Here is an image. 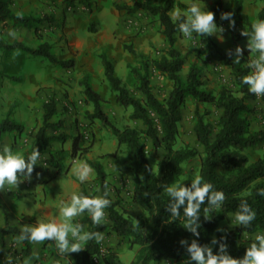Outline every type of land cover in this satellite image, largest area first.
Listing matches in <instances>:
<instances>
[{"label": "rangeland", "instance_id": "374dc122", "mask_svg": "<svg viewBox=\"0 0 264 264\" xmlns=\"http://www.w3.org/2000/svg\"><path fill=\"white\" fill-rule=\"evenodd\" d=\"M36 1L41 6L36 7L38 6L36 4L35 11L32 9L30 15L24 17L30 18V26H25L16 20L3 24L4 21L0 24V39L5 44L18 42L30 48L46 43L56 60H72V66L61 67L51 63L46 57L32 56L19 49L0 51V122L7 119L21 126L18 132L15 130L0 132V146L7 144L14 152L22 155L32 149L36 132L41 126L42 104L50 97L56 100L57 114L54 121H61L63 125L59 130H47V134L62 135L64 139L50 141L46 145V150L41 152V158L38 161L46 172L43 175H31V179L41 180L38 181L40 183L37 181L34 183L33 195L15 199L8 211L14 209L13 211L17 213L23 211L22 207L30 210H36L39 206L44 207L55 201L61 189L69 181L75 182L74 185L77 186L73 189L74 193L79 194L81 190H84L92 197L100 196L96 174L92 169L83 183L75 174L78 167L87 164L86 161L90 160L102 165L106 173L109 196L117 208L129 215H140L142 214L140 209L132 203L131 199L133 188L136 185L135 178L118 173L112 166L113 156L120 159L126 157V148L124 145H117L115 137L101 125L100 121L88 119L92 108L85 100L81 82L86 78L91 88L100 95L103 100L102 110L114 126L119 129L129 127L143 130L144 127L140 121L131 119V109H125L116 102L115 95L110 91L104 78L99 55L101 53L106 55L114 65L115 75L138 99H142L135 90L138 80L132 70L140 69L142 72L143 62L158 59L167 50V43L161 33L158 19L146 11L127 13L124 9H119L122 5L131 6L135 0H85L88 5L85 2H75L72 7L66 6L64 0ZM142 1L160 5L164 0ZM214 1L204 0L205 10L208 11ZM220 1L223 8L231 7L233 4V0ZM240 1L242 12L248 16L249 21L252 24L258 21V14L264 10V1ZM192 2L193 0H174V8L170 12L171 18L173 19L174 11L186 13L187 7ZM96 13L100 21H90V16L94 17ZM233 20L235 24L230 27L228 20H221L218 16L215 22L224 28L222 33L224 39L220 40L215 35H211V39L221 52H228L240 46L243 49L242 57L248 62L254 54L250 53L246 47L245 40L237 39V34L246 31L247 27L242 22ZM7 29H11L9 35H7ZM174 48L184 58L180 71L183 81L189 69L195 66L199 79L203 82V89L213 94H217L222 87H227L232 91L236 90L230 69L224 62L210 57L206 48L201 44L200 36H195L194 39L187 38L178 30L175 35ZM148 79L156 98L160 101L167 99L172 87L171 81L150 64ZM246 104L248 110L243 112L241 117L247 120L249 129L252 131L264 129L261 122V117L264 115V102L260 99V95L255 94V99L247 100ZM196 112L203 115L205 120L212 125L213 134L218 130L216 122L220 110L208 104L197 103L187 96L181 107V119L177 127L178 135L173 147L179 149L189 146L196 149L199 155L182 164L180 180L193 179L198 175L200 167L202 147L197 143L193 132ZM63 115L66 117H62ZM152 117L156 121V117ZM77 134L84 136L85 140L81 146L87 148V151L79 155L77 153L76 157H72L71 145L73 137ZM143 142L147 160L152 170L156 172L163 151L162 149L154 150L147 137H143ZM244 153L249 163L255 162L264 154V142L245 150ZM48 179H56L57 187L45 186ZM6 193L9 194L7 188ZM231 216L219 225V231L226 232L237 226L231 225ZM106 218L105 214L104 223L109 226L110 223ZM76 222L81 223L79 219ZM82 230L84 231V226ZM109 235L113 234L104 233L103 240L100 241L103 250L109 248L106 245ZM116 239L123 246L120 250L123 262L130 264L136 259L139 247L129 249L125 239L117 237ZM49 248L50 251L45 255H49L47 258L62 256L55 244ZM4 255L6 258L1 262L7 263L8 261V264L9 259H11V264H18L24 257L23 251L16 248L15 242L10 243ZM69 260L71 262V259ZM184 262L178 264H184ZM158 264H173V262L163 259Z\"/></svg>", "mask_w": 264, "mask_h": 264}, {"label": "trees", "instance_id": "16d2710c", "mask_svg": "<svg viewBox=\"0 0 264 264\" xmlns=\"http://www.w3.org/2000/svg\"><path fill=\"white\" fill-rule=\"evenodd\" d=\"M66 6L72 7L75 2H85V0H64ZM264 1V0H263ZM86 3V2H85ZM13 0H0V24L6 20L13 19L29 25L30 18H17L11 12ZM88 5V3H86ZM174 8V0H164L162 4L155 5L148 1L135 0L131 6L122 5L119 9H124L127 13L146 11L156 16L161 27V33L167 43V50L158 59L151 62H143L140 69H133L138 85L135 90L141 95L138 99L114 73L113 63L105 54L99 55L103 68V75L111 92L115 95V100L121 107L131 109L130 117L140 121L144 129L125 127L119 129L114 126L107 115L102 110L103 100L94 91L87 79H83V95L85 100L91 105L89 120H98L101 125L115 137L117 145H124L126 157L124 159L113 156L112 166L123 175L135 178L136 185L132 192V203L138 207L142 214L129 215L120 211L115 202L105 209L106 219L110 223L97 225L93 224L90 215L85 212L80 220L84 231L112 233L118 239H125L129 249L139 247L136 259L130 264H158L166 259L178 264L185 261L188 254L185 247L179 241L187 239H197L200 244H209L213 237L228 245V253L234 258L244 255L246 248L253 242L255 233H264V154L253 163H249L245 150L261 145L264 142V129L250 130L245 118L241 117L243 112L248 110L247 100L255 99V94L248 90V86L242 83V78L250 74L251 69L245 58L241 57L240 63H233L235 57L229 56L227 52L218 50L216 43L211 36H200L201 44L206 48L210 57L217 61H222L230 69L233 77L235 91L227 87H222L217 94H213L203 89V82L199 79L198 70L192 66L186 76L185 81L180 77V71L184 63V58L174 48L175 35L178 32L177 22L174 21L170 12ZM214 13V19L223 12H231L232 19L242 22L251 31L252 23L248 16L242 12L240 0H233L231 7L223 8L220 0H215L208 8ZM258 20H264V10L258 14ZM238 40L248 41V37L237 34ZM49 45L39 44L36 48H30L22 43L14 42L5 44L0 39V51L22 50L32 56H42L50 60L51 63L61 67H71L72 60L58 61L50 53ZM129 51L132 50L129 48ZM149 64L160 74L165 75L172 83L167 99L160 101L152 92L148 79ZM187 96L195 102L208 104L220 110V115L216 126L218 130L213 134L212 125L208 123L204 116L195 113V124L193 132L197 143L202 147V158L198 176L202 182H209L215 190L222 191L225 199L219 212L208 214V218L203 215L201 206V228L199 237H194L192 233L183 228V216L173 219L166 210L169 197L163 191V185L170 183H180L186 186L191 179L180 180L182 164L189 159L199 155L196 149L184 146L179 149L173 147L178 135V123L181 119V107ZM264 102V95H260ZM57 114L56 100L50 97L42 104V121L35 135V142L29 151L24 153L25 158L35 147L41 152L45 151L46 145L50 141L64 139L62 135H48L47 130H59L62 127L61 121H54ZM156 117V121L153 117ZM20 131L21 126L4 119L0 122V132ZM143 137L150 139L154 150L162 149L163 156L160 160L158 170H152L144 147ZM85 138L81 134L73 137L71 145V156L76 157L77 153H85L87 148L82 147ZM87 165L95 172L99 185V195L105 191L106 173L102 165L97 161H86ZM45 168L38 163L34 166L32 176L43 175ZM85 196L92 197L86 191L81 190ZM241 201H247L252 210L256 213V218L249 226L236 227L221 232L219 225L228 216L233 215L238 210ZM206 203V201H205ZM182 211V210H181ZM20 230L10 225L6 216L3 225L0 226V244L8 236H18ZM26 245L25 252L29 254L30 241H22ZM45 245L53 246L55 241L45 240ZM83 249L78 252L68 253L71 264H94L92 259L101 252L100 242L89 240L83 244ZM218 249V245L213 246V251ZM102 260L108 264H123L118 254L107 248L102 254ZM191 264H194L192 262Z\"/></svg>", "mask_w": 264, "mask_h": 264}, {"label": "clouds", "instance_id": "9594fccd", "mask_svg": "<svg viewBox=\"0 0 264 264\" xmlns=\"http://www.w3.org/2000/svg\"><path fill=\"white\" fill-rule=\"evenodd\" d=\"M232 15L231 12H223L220 19L228 20L231 27L235 24ZM172 16L184 37L194 39L195 36L215 35L220 40L224 39L222 35L224 28L217 25L212 11L205 10L204 0L199 2L193 0L187 7L186 13L174 11ZM10 34L14 35V33ZM242 35L248 37L246 47L250 53L254 54L253 58L247 62L251 72L242 78V83L248 86L250 92L264 95V20L254 22L251 31H243ZM227 54L235 57L233 63H240L243 49L237 46L234 50H228ZM40 158L41 153L35 147L25 158L24 155L14 152L7 144L0 146V191L6 188L8 190L17 188L20 182L30 180L34 166L38 165ZM90 172V166L84 164L76 169L75 174L83 183ZM163 191L169 197L167 212L173 219L180 218L182 215L183 220L180 223L194 237L200 235L198 230L201 228V206L206 205L203 208V216L208 218V214L219 212L225 199L222 191L215 190L209 182H202V178L198 175L191 179L187 186L180 183L165 184ZM261 194L264 195V190ZM108 197L107 186L100 196L88 197L83 193H74L71 195L70 202L60 209V214L64 218L63 222L38 221L35 224H25L21 227L16 239L33 243L45 240L55 241L59 252L63 255L80 251L83 249L82 245L89 240L100 242L103 240V233L83 231L80 224L72 223V218L87 212L93 224H103L105 209L111 204ZM230 218L231 225L246 227L255 220L256 213L247 201H241L238 210ZM224 239L226 238L222 237L218 240L213 237L209 244H200L197 239H192L191 242L181 239L179 243L185 247L188 254L184 264H190V262L194 264H264V233L254 235L253 242L240 258H234L228 253V245L221 242ZM215 245H218V249L214 252Z\"/></svg>", "mask_w": 264, "mask_h": 264}, {"label": "crops", "instance_id": "0c3cea01", "mask_svg": "<svg viewBox=\"0 0 264 264\" xmlns=\"http://www.w3.org/2000/svg\"><path fill=\"white\" fill-rule=\"evenodd\" d=\"M36 4H38V6H36ZM35 6L40 7L41 5L36 0H13L11 12L17 18H24L25 16L30 15L29 13H31L30 11L32 9H34L33 11H35ZM55 13H57V11H55ZM32 15L33 17H36L35 14ZM94 15V17L90 16L89 20L92 22L100 21V17H98L97 13ZM12 22L13 19H9L6 20L3 24ZM9 30L11 29H7V35H9ZM62 117L66 116L63 115ZM67 174L70 175L69 173ZM30 180H24L20 182L17 188H13L11 190L7 189L9 194L6 193V189L5 191L0 192V226L3 225L5 215L10 225L17 227L19 230H21V227L25 224H35L38 221H54L56 223L63 222L64 218L60 214V209L64 204L70 202L71 195L74 193L73 189L77 188L76 184L74 185L75 182L71 183L69 181V183H67V185L63 189H61L59 195L57 196V198H55V201H52V196V202L48 203L44 207L39 206L36 210H30L27 207H22L23 211H19L17 213L13 211L14 209L10 212L8 211L9 207L13 204L15 199H20L26 195H33L32 191H34V183L41 180ZM55 180L56 179H48L45 182V186L56 188L58 182H55ZM12 192L13 194H10ZM83 216L84 215L81 214L77 217L72 218V223L76 224V220H81ZM16 237L17 236H8L5 238L4 244H0V264H8V261H6L7 263L2 261V263L1 260L6 258L4 252L7 250L11 242H15L16 248L22 250L24 253L23 259L19 261L18 264H71L68 254H66V256L62 254L63 257L60 256V258L51 256L47 258L49 255H45L48 251H50V248L48 245H45L44 241L38 243L30 242L29 254H27V252L25 253L26 245L22 241H17ZM107 239L108 240L106 241V245L118 254L123 264H126V262H123L120 253V250L123 248L122 243H119L114 235H109Z\"/></svg>", "mask_w": 264, "mask_h": 264}, {"label": "built area", "instance_id": "2783aa9c", "mask_svg": "<svg viewBox=\"0 0 264 264\" xmlns=\"http://www.w3.org/2000/svg\"><path fill=\"white\" fill-rule=\"evenodd\" d=\"M261 122L264 125V115L261 117ZM104 250L101 248V252L99 255L93 257L92 261L94 264H108L107 262L102 260V254H103Z\"/></svg>", "mask_w": 264, "mask_h": 264}]
</instances>
